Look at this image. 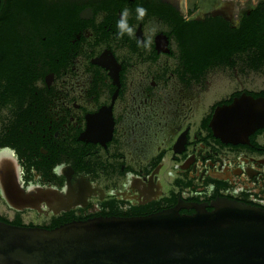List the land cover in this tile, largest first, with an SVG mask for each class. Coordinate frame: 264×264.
Returning <instances> with one entry per match:
<instances>
[{
	"label": "flooded vegetation",
	"instance_id": "flooded-vegetation-1",
	"mask_svg": "<svg viewBox=\"0 0 264 264\" xmlns=\"http://www.w3.org/2000/svg\"><path fill=\"white\" fill-rule=\"evenodd\" d=\"M125 8L134 34L118 38ZM195 8L0 0V220L53 229L174 209L189 216L218 200L264 210V129L232 144L210 128L216 108L264 97L243 82L250 72L219 64L222 51L209 57L210 19L236 29L253 7L233 20L197 18Z\"/></svg>",
	"mask_w": 264,
	"mask_h": 264
},
{
	"label": "water",
	"instance_id": "water-1",
	"mask_svg": "<svg viewBox=\"0 0 264 264\" xmlns=\"http://www.w3.org/2000/svg\"><path fill=\"white\" fill-rule=\"evenodd\" d=\"M210 128L227 143L264 129V97L216 108ZM182 216L97 218L53 229L0 220V264H264V210L218 200Z\"/></svg>",
	"mask_w": 264,
	"mask_h": 264
},
{
	"label": "trees",
	"instance_id": "trees-1",
	"mask_svg": "<svg viewBox=\"0 0 264 264\" xmlns=\"http://www.w3.org/2000/svg\"><path fill=\"white\" fill-rule=\"evenodd\" d=\"M14 1L1 0V8H7ZM0 22L8 24L7 13H0ZM208 24L209 43L213 42L209 46V57L217 56L222 51L223 58L219 64L229 67L237 63L241 72L260 73L264 77V0L243 14L236 29L228 28L225 21L210 19ZM218 24L223 26L219 29L223 31L221 36L216 32ZM230 57L235 59L230 62Z\"/></svg>",
	"mask_w": 264,
	"mask_h": 264
},
{
	"label": "rangeland",
	"instance_id": "rangeland-1",
	"mask_svg": "<svg viewBox=\"0 0 264 264\" xmlns=\"http://www.w3.org/2000/svg\"><path fill=\"white\" fill-rule=\"evenodd\" d=\"M187 7H196L194 16L203 18L208 14L220 13L227 17L237 19L262 0H182ZM242 78V77H241ZM245 80H244V79ZM243 82L251 89H264V77L260 73H249L243 76Z\"/></svg>",
	"mask_w": 264,
	"mask_h": 264
},
{
	"label": "clouds",
	"instance_id": "clouds-1",
	"mask_svg": "<svg viewBox=\"0 0 264 264\" xmlns=\"http://www.w3.org/2000/svg\"><path fill=\"white\" fill-rule=\"evenodd\" d=\"M146 9L143 7L138 6L136 8V15H137V19L141 20L143 19V17L146 15ZM128 9L125 8L121 11L120 13V18L117 21V37H122L123 35L127 34L129 36H132L134 34V29L129 26L128 24ZM139 43V42H138Z\"/></svg>",
	"mask_w": 264,
	"mask_h": 264
}]
</instances>
